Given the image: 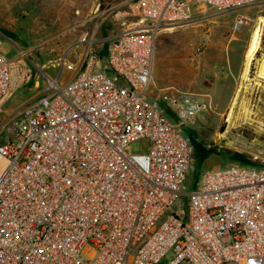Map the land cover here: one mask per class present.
Masks as SVG:
<instances>
[{"label": "built area", "instance_id": "1", "mask_svg": "<svg viewBox=\"0 0 264 264\" xmlns=\"http://www.w3.org/2000/svg\"><path fill=\"white\" fill-rule=\"evenodd\" d=\"M260 1L136 0L114 14L132 25L104 61L64 58L74 74L63 85L62 70L40 71L45 87L0 122V264H159L170 251L169 264H264V169L206 170L183 209L195 162L185 129L210 103L153 81L162 31L201 7ZM31 64L0 49V113L39 87ZM136 142L145 148L133 152Z\"/></svg>", "mask_w": 264, "mask_h": 264}, {"label": "rangeland", "instance_id": "2", "mask_svg": "<svg viewBox=\"0 0 264 264\" xmlns=\"http://www.w3.org/2000/svg\"><path fill=\"white\" fill-rule=\"evenodd\" d=\"M102 2L0 0V49L10 57L27 56L40 75L39 87L32 81L5 104L0 122L45 87L40 71L54 79L62 70L60 85L73 76V69L61 67L62 60L71 58L66 53H70L78 37V26ZM261 15L264 0L227 13L201 7L194 11L188 24L158 35L153 74L164 71V79L173 83V88L203 94L210 103L208 112L198 115L185 129L193 147L199 146L198 152L194 149L195 162L188 175L187 194L179 202L185 210L190 193L197 189L206 170L239 165L233 154L244 156L243 163L250 167L264 169V89L256 85V81L264 85L256 73L264 53V27L255 59L248 65L245 59L251 32ZM240 17L243 25L235 30L234 23ZM246 108L248 117L244 113ZM221 139L231 140L232 146L223 145ZM142 148H145L142 142L131 146L133 152ZM206 152L208 155L200 162ZM173 256L172 251L168 252L159 264H169Z\"/></svg>", "mask_w": 264, "mask_h": 264}, {"label": "crops", "instance_id": "3", "mask_svg": "<svg viewBox=\"0 0 264 264\" xmlns=\"http://www.w3.org/2000/svg\"><path fill=\"white\" fill-rule=\"evenodd\" d=\"M135 1L103 0V5L97 3L92 14L85 18L83 24L78 26V37L72 45L70 53H66L67 56L68 54L71 56V58L67 57V60L75 62L89 52H95L100 61H104L109 47L116 41L117 36L123 29L132 25V18L125 17L123 20H117L114 14L117 11H127ZM153 77L156 78L154 83L159 88L173 87V83L164 79V71H160L158 74L154 73Z\"/></svg>", "mask_w": 264, "mask_h": 264}, {"label": "bare ground", "instance_id": "4", "mask_svg": "<svg viewBox=\"0 0 264 264\" xmlns=\"http://www.w3.org/2000/svg\"><path fill=\"white\" fill-rule=\"evenodd\" d=\"M264 27V15H261L257 18L256 24L251 32V38L249 41V44L246 48V52H245V59H246V64L248 65L252 60L255 59V55L256 53L260 50L261 45H262V30ZM176 28L179 27H173V28H169V29H165L162 32H172L174 31ZM257 73V77L259 79L264 80V53L261 57V59L259 60V64H258V71ZM256 85L260 86L261 88L264 89V85L262 83H260V81H256ZM240 91V90H239ZM237 99V97L235 96V100ZM233 105V104H232ZM236 105V104H235ZM246 116L248 117L249 115V111L247 110V108L245 109ZM231 116V112L229 113V117ZM248 119V118H247ZM233 142L231 140H227L226 143H223V145L225 146H232Z\"/></svg>", "mask_w": 264, "mask_h": 264}, {"label": "trees", "instance_id": "5", "mask_svg": "<svg viewBox=\"0 0 264 264\" xmlns=\"http://www.w3.org/2000/svg\"><path fill=\"white\" fill-rule=\"evenodd\" d=\"M185 134H186V132H185ZM187 135V134H186ZM187 137H188V135H187ZM191 142V141H190ZM193 145V144H192ZM194 149H195V151L196 152H198L199 151V146L198 145H195L194 146ZM210 153V152H209ZM208 155V152H206L203 156H201L200 158H199V160H200V162H202V159H205L206 158V156ZM233 158H234V160L235 161H237V162H239V165H241V166H247V167H250V166H248L246 163H243L244 161V156H242V155H240V154H233Z\"/></svg>", "mask_w": 264, "mask_h": 264}, {"label": "water", "instance_id": "6", "mask_svg": "<svg viewBox=\"0 0 264 264\" xmlns=\"http://www.w3.org/2000/svg\"><path fill=\"white\" fill-rule=\"evenodd\" d=\"M221 140H222V144L227 142L225 139H221Z\"/></svg>", "mask_w": 264, "mask_h": 264}]
</instances>
